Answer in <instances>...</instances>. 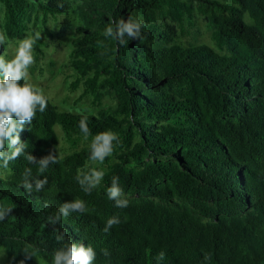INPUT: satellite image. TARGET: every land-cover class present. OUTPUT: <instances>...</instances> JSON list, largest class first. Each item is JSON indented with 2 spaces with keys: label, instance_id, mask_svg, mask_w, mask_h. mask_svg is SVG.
<instances>
[{
  "label": "trees",
  "instance_id": "trees-1",
  "mask_svg": "<svg viewBox=\"0 0 264 264\" xmlns=\"http://www.w3.org/2000/svg\"><path fill=\"white\" fill-rule=\"evenodd\" d=\"M70 8L67 0H0V31L7 41L23 39L53 18L63 32L68 23L58 16ZM76 10L69 89L81 87L79 101L96 110H58L43 93L48 106L20 139L37 160L52 152L59 162L40 173L22 155L0 169V205L13 208L0 221L5 263L53 264L63 242L47 217L78 198L89 211L72 212L61 225L73 243L94 248L93 264H157L161 251L160 264H264V0H81ZM129 15L147 25L139 39L105 38L112 21ZM198 18L212 45L199 41ZM45 44L34 45L35 61ZM104 97L114 103L104 105ZM55 126L68 144L62 155ZM109 130L119 143L94 164L91 140ZM93 167L105 175L85 193L76 177ZM26 168L47 176L42 191L20 186ZM114 176L125 208L107 197ZM113 216L120 223L105 233ZM24 249L34 256L26 259Z\"/></svg>",
  "mask_w": 264,
  "mask_h": 264
},
{
  "label": "clouds",
  "instance_id": "clouds-1",
  "mask_svg": "<svg viewBox=\"0 0 264 264\" xmlns=\"http://www.w3.org/2000/svg\"><path fill=\"white\" fill-rule=\"evenodd\" d=\"M79 0H75L73 7L77 6ZM64 3L58 2L57 7L64 8ZM147 25L143 20L134 15H129L127 19L122 18L118 21H112L104 32L105 38L115 39L123 45L127 40H137L142 35V29ZM41 37V32L29 34L23 39L17 41L14 50L9 53L7 50L0 55V169H7L9 162L20 158L22 155L29 164L38 165V171L44 173L50 164L59 162V154L50 152L48 155L37 158L26 152V144L21 142L20 132L23 131L26 124H31L36 117L37 112L43 113L48 100L43 94V90L30 82L29 68L34 61V45ZM7 41L6 34L0 32V44ZM103 45V42H99ZM103 54V53H102ZM22 82V83H21ZM84 138L90 135V129L87 126L86 118H82L79 123ZM119 143L117 133L109 130L96 134L90 143L89 160L92 163L103 164L105 159L112 155L115 145ZM105 171L98 168H90L89 171H81L77 174V182L85 193L100 186ZM39 176V175H38ZM33 176L32 169L26 168L23 174V181L20 185L27 193H38L48 184L47 176L43 179ZM109 200L114 201L118 208H125L129 204L123 189L119 186V178L113 177L111 186L106 190ZM49 207L47 203L44 205ZM13 208L0 205V221L10 216ZM89 211L85 202L75 198L70 202H64L54 215L48 216L46 226H53L57 242H63L62 246L55 250L53 264H93L96 258V251L90 245L83 242L73 243L67 238V229H63L61 218L68 217L72 212L85 214ZM120 223L118 216L109 218L103 228L105 233L112 227ZM60 225V227H56ZM26 259H30L34 254L27 249L23 250ZM104 255H109L107 249L102 250ZM166 253H158L156 260L160 264L165 259ZM210 255L206 254L204 260H210ZM20 264H24L21 261Z\"/></svg>",
  "mask_w": 264,
  "mask_h": 264
},
{
  "label": "rangeland",
  "instance_id": "rangeland-1",
  "mask_svg": "<svg viewBox=\"0 0 264 264\" xmlns=\"http://www.w3.org/2000/svg\"><path fill=\"white\" fill-rule=\"evenodd\" d=\"M71 6L66 16H58L59 21H67V29L61 32L57 27V21L50 18L46 25L38 24V31L41 32V39L45 41L43 46L44 55L39 57L29 68L30 82L36 87L43 90V93L57 107L58 110L68 111L73 114L92 113L96 108L89 106L84 100L79 101L82 88L70 90L69 84L73 79V67L70 63V50L72 48V38L74 37V25L80 23L77 18L76 7H73L75 0H67ZM2 12L0 11V21ZM173 23V22H170ZM205 21L202 18L197 19V25L200 29L199 41L212 45L209 33L205 31ZM46 30L50 31L53 36L46 35ZM1 32V31H0ZM192 35L186 34L181 39L186 42L191 40ZM21 39H13L7 41L6 49L9 53L16 47L17 41ZM4 50V51H5ZM3 51V52H4ZM2 52V54H3ZM0 54V55H2ZM114 103L109 97L103 98V104ZM59 138L58 152L62 155L68 149L62 129L55 126ZM0 264L5 263V253L0 250Z\"/></svg>",
  "mask_w": 264,
  "mask_h": 264
}]
</instances>
